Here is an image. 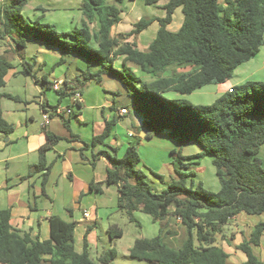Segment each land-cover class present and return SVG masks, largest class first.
<instances>
[{
    "label": "trees",
    "instance_id": "1",
    "mask_svg": "<svg viewBox=\"0 0 264 264\" xmlns=\"http://www.w3.org/2000/svg\"><path fill=\"white\" fill-rule=\"evenodd\" d=\"M220 1L168 0L163 18H142L129 34L120 37L137 36L157 21L156 36L144 52L133 44L121 46L120 39L111 35L112 28L120 22V10L105 0H82L81 27L60 33L54 25L24 18L26 0H7L0 6V40L7 38L23 48L30 33L35 41L59 49L63 56L60 62L74 57L97 67L96 71L89 68L83 71V82H78L77 88L57 91L59 98L81 94L90 82L99 84L104 78L117 81L132 100L130 111L142 121L143 138L164 134L181 144H197L200 152L193 158L212 157L220 186L217 192L205 191L200 184L188 187L186 179L194 174L183 172L189 166L180 162V168L175 169L177 179L155 193L146 182L145 173L137 169L140 158L135 145H128L121 156L114 147H110L112 154L101 150L93 155V162L104 157L108 166L105 182L91 183L89 191L101 193L103 185L116 186L118 209L125 212L130 222H135L134 213L141 210L153 222L164 221L171 215L184 227L185 239L180 248L168 246L161 234L151 239L140 238L128 251L131 259L151 264H227L228 255L216 245V236L241 213L264 215V161L258 157L264 145V83L246 81L207 105L164 96L167 92L188 95L207 85L225 83L236 67L250 61L264 45V0ZM153 2L146 0V4ZM178 8L182 23L177 31L171 32L167 27ZM118 56H124L120 68L114 66ZM126 62L135 64L153 79L137 77ZM23 66L24 73L37 82L33 65L23 61ZM186 66L193 67V73L175 75V79L162 77L170 68ZM12 68L10 61L0 58V89ZM41 81L46 82L44 77ZM3 96L18 100L0 93V99ZM62 120L67 127L68 122L64 117ZM114 126V120L105 121L104 130L93 137L90 147L104 145ZM12 131L13 126L3 119L0 107V133L8 136ZM45 136L42 152L51 150L60 140L48 132ZM171 155L178 160L192 159L180 156L176 150ZM49 170L50 165L41 161L29 174L44 172L43 189ZM10 219L9 210H0V264H111L115 256L109 250L94 260L86 242L82 251L77 252L76 223L58 216L49 217V238L43 241L20 234ZM107 232L111 239L123 235L116 225L109 226ZM263 232L264 220L238 246L246 256L241 264H264L252 251V246L259 245Z\"/></svg>",
    "mask_w": 264,
    "mask_h": 264
},
{
    "label": "crops",
    "instance_id": "2",
    "mask_svg": "<svg viewBox=\"0 0 264 264\" xmlns=\"http://www.w3.org/2000/svg\"><path fill=\"white\" fill-rule=\"evenodd\" d=\"M1 1L0 6L6 0ZM120 1V5L118 4L120 22L112 28L111 35L120 39L121 46L133 44L137 50L144 52L156 36L159 28L157 21H153L137 36L125 39L120 37L129 34L134 29L135 23L140 20V14L137 13L140 5L145 4L155 9L156 14H153L151 19H160L165 16L164 7L168 0H154L151 4H146V0ZM54 2L55 0L51 1L52 8H49L50 11L58 10V6ZM220 3H223V0ZM28 4L29 0H26L23 15L33 21L31 18L33 14H30ZM59 9H64L63 5ZM124 9L133 18L128 17L129 20H126L128 13L126 14L123 11ZM32 10L34 12V9ZM42 10L45 12L47 9ZM179 11L181 12L180 8L175 10L172 21L167 27L171 32L177 31L181 26L182 18L178 16L175 19V15ZM8 40L6 38L3 41L9 42ZM12 44L14 45L12 48L16 57L15 60L11 61L5 57H0L13 64V68L5 76V85L0 89V93L18 99L15 101L6 96L0 99L2 117L13 126V131L8 136L0 133V210H9L12 227L20 234H29L32 240L43 241L49 238L48 219L51 216H58L66 222H74L76 223L74 230L76 251L81 252L83 244L86 242L91 257L93 255L95 259H98L102 254H99L97 245L98 239L95 230L98 224L97 219L105 214L108 202L106 197L114 199L112 206L113 204L117 206L118 193L116 186L105 185L102 186L101 193L89 191L91 183L105 182L108 166L104 157H100L93 162V155L103 149L110 151V147H114L119 149L118 156H121L128 146L129 140L136 139L140 135L141 127L138 130L133 129L132 120L134 119L135 122L140 124L142 121L138 115L130 111L128 105H116L113 94L118 96L119 93L117 94L115 84L110 81L105 83L109 92V94L104 93L105 104L101 100L96 103L88 101V95L83 94L84 89L81 94L76 92L69 97L59 98L57 91L65 87L77 88V83L83 82V71L87 68L96 71L97 67L88 65L84 60L74 57H70L72 58L71 61L67 60L66 57L63 62H60L63 56L59 49L35 41L32 38L26 40L23 48H18L14 43ZM25 58L31 60L27 63L33 65V74L36 76L37 82L29 74L24 73L23 61H25ZM123 61L124 56L116 57L114 66L120 68ZM126 66L143 80L153 79L151 76L143 74L139 67L131 62H126ZM191 69H193L191 66L173 67L168 69L162 77L171 78L173 75L185 74ZM42 77L45 78L46 82L41 81ZM50 78L52 80H49ZM49 82L52 85L58 84L59 90H54L52 85H48ZM90 83L91 86L96 82ZM102 84L103 82L96 83L97 86L101 87ZM223 84L216 85L213 91L207 89L213 85H207L188 95H180L174 92L167 93L171 96L176 95V99L184 98L187 100L196 92L200 93L203 90L204 93L200 94L209 96L208 99H211L210 101L213 103L219 96L237 86L239 82L234 81L232 78L227 87H223ZM8 87L15 89L16 94H13L11 90L7 91ZM85 88L89 89L88 84ZM47 90L53 91L54 95L48 94ZM92 90L89 95H95V97L103 95L96 89ZM20 92L23 94L20 95ZM111 93H113L112 96ZM198 101L205 100L198 98ZM106 105L107 108L104 107ZM112 106L114 107L113 110H111ZM44 107H46L47 112L44 111ZM121 109H126L128 114L121 115ZM37 112L40 115L38 123H36L35 115ZM44 116L49 117L45 125ZM62 117L68 122L67 127L63 124ZM130 117L132 119H129ZM111 120L115 121V126L111 135L105 140L104 145L100 144L91 148L90 143L93 137L102 133L105 121ZM46 132L59 137L60 140L51 150L42 152L40 147L46 143ZM130 133L133 135L132 137L129 136ZM160 136H154L150 139L141 137L139 142L141 144L154 142ZM165 144V148H161L162 151L171 152L174 150V144ZM41 161H44L48 166L50 165L43 189L41 181L44 172L29 174L30 169L39 165ZM166 162L169 161H163L161 165H165ZM172 170L175 172L174 167ZM103 197L104 200H100ZM138 211L142 212L141 210ZM172 211L173 208L170 209V214ZM84 212L88 214L87 218L84 217ZM167 220L164 234L167 237L166 242L171 245L170 243L179 239L180 235L169 229L170 225H167ZM263 220L264 215L247 216L241 213L223 227L222 233L216 236V245L227 253V264H241L246 260L245 254L238 249V246L249 239L254 227ZM82 222H86L85 227L82 226ZM178 224L176 222L174 226L179 227ZM108 227L106 229L107 235ZM229 230L231 231L228 236L227 231ZM252 251L260 261L264 262V232L260 237L259 245L252 246ZM139 262L141 264H151L146 261Z\"/></svg>",
    "mask_w": 264,
    "mask_h": 264
},
{
    "label": "rangeland",
    "instance_id": "3",
    "mask_svg": "<svg viewBox=\"0 0 264 264\" xmlns=\"http://www.w3.org/2000/svg\"><path fill=\"white\" fill-rule=\"evenodd\" d=\"M7 1V0H6ZM5 1V2H6ZM51 1L53 0H29V12L31 15V18L33 20H37L40 23H48L55 26V29L57 32H70L74 28H80L81 27V12H80V5L82 0H55V4L58 10L50 11L49 8H52ZM127 1V0H126ZM120 0H105L106 4H114L118 8V4L120 5ZM2 1L0 0V4ZM127 3V2H126ZM63 5L64 9H59V7ZM122 8V7H120ZM34 9V12L33 10ZM42 9H47L45 12H43ZM52 10V9H51ZM125 12V9L123 10ZM142 11V13H141ZM27 11V13H29ZM127 14V19L130 13L125 12ZM137 13L140 14V19L146 18L151 19L153 18V14H156V10L153 9L150 6L147 5H140L138 7ZM143 14V15H142ZM151 14V15H149ZM24 18L26 17L23 15ZM182 18L181 12L179 11L175 15L176 17ZM133 18V17H132ZM27 19V17H26ZM33 36L32 34L28 33L26 35V39L29 40ZM9 42H5L3 40H0V57H5L8 60L14 61L15 60V54L13 53L14 46L12 41L8 40ZM67 60L71 61L72 58H66ZM26 62L31 61L28 58L24 59ZM193 73V69L186 72L185 74H191ZM180 75V74H177ZM172 79H175L176 76L173 75L171 77ZM233 80L239 82L238 85L241 83H244L246 81L250 80H256L264 83V45L260 48V51L250 61L239 65L235 68L232 77L228 80ZM49 80H52L51 78ZM245 80V81H244ZM110 81L111 83L115 84V91L119 93L118 96H114L113 93H111V96L113 94V97H115L116 105L126 104L130 108L132 106V100L129 98L122 85L117 82L113 81L107 78H104L102 80L103 84L101 86H97L96 83L94 85H91V83H88L89 89L87 90L84 88L83 94L85 96L88 95V101L90 102H97L102 101L103 104H105V94L108 93V87L105 84L106 82ZM101 82V83H102ZM227 82V81H226ZM228 82L223 84V87L228 86ZM241 82V83H240ZM209 86V90L213 91L214 87ZM221 87V86H220ZM92 89H96L100 91L103 95L100 97H95V95H89ZM11 90L13 94H16L15 89H11L10 87L7 88V91ZM206 91V90H204ZM48 94L54 95V92L51 90H47ZM115 92V93H116ZM169 93V92H168ZM164 94V96L176 99V95H168ZM171 93V92H170ZM175 93V92H174ZM200 93H204L203 90ZM199 92H196V94L189 97L187 100L193 104V105H207L211 104L212 101L209 96H204V94H200ZM20 95L23 93L20 92ZM112 97V98H113ZM110 98V95H109ZM198 98L203 99L205 101H198ZM107 108V105L104 106ZM36 123H38L39 120V113L36 114ZM129 119H132L131 117ZM133 129L138 130L141 127V124L139 122H135V120H132ZM125 125L128 126L124 122ZM142 132V129L140 130L139 134ZM138 134V135H139ZM140 135L136 139H130L127 145H135L136 152L140 158L141 163L137 165V169L143 171L146 174V182L148 185L152 188L153 192L160 193L163 190H165L169 183L172 182V180L177 179V176L172 170L174 167L175 169L180 168V162L183 164H187L189 166L188 169L184 170L183 172H192L194 175L190 176L186 179V185L189 187L193 185L194 187L198 184L201 185V187L205 191L209 192H217L219 190V181L215 173V168L212 163V157L205 156L202 158H193L195 155H197L200 152V148L195 143H187V144H181L177 139H170L167 138L164 134L157 138V140H154V142H148L141 144L139 142ZM174 144V150H176L177 153H179L180 156L184 157H190L192 159L189 160H178L176 155H171V152L162 151L161 148H165L166 144ZM105 150V149H103ZM107 151V150H106ZM112 154V151H108ZM258 157L264 161V145L260 148ZM163 161H171L166 162L165 165H161ZM198 163V164H195ZM173 165V166H172ZM160 174V175H159ZM160 176L162 179H157L155 176ZM100 200H104V197ZM107 202V208L105 210V214L101 215L97 219V226L95 228L96 234H97V245H98V251L99 254H103L104 252H107L109 250H113L115 252V256L113 260L111 261V264H141L138 260L131 259L128 256L129 248L133 245L134 241L136 239L140 238H147L151 239L161 234L163 237L164 243H166L168 246H170L173 249H178L182 245L184 239H185V230L184 227L180 224V221L173 216H169L167 219V225H170L169 229H172L175 233H179V239L174 240L171 245H169L166 242V236L164 232L166 231V220L165 221H158L153 222L152 218L143 212L136 211L134 213L135 222H130L128 217L126 216L125 212L118 209V206H115L114 199H108L106 197ZM178 222L179 227H175V223ZM83 227H85L86 222L81 223ZM110 225H116L118 228H120L123 232L122 237L120 238H113L111 239L106 234V229ZM230 231H227V235L229 236ZM173 245V246H172ZM175 246V247H174ZM92 258L96 260L93 255Z\"/></svg>",
    "mask_w": 264,
    "mask_h": 264
},
{
    "label": "built area",
    "instance_id": "4",
    "mask_svg": "<svg viewBox=\"0 0 264 264\" xmlns=\"http://www.w3.org/2000/svg\"><path fill=\"white\" fill-rule=\"evenodd\" d=\"M53 89H54V90H59V86H58V84L53 85ZM228 92H231V89H229ZM77 97H79V95H77ZM120 114H121V115H126V114H128V111H127L126 109H121V110H120ZM43 119H44V125H45V124L48 122L49 117L44 116ZM129 136L132 137L133 135L130 133ZM83 215H84L85 218L88 217V214H87L86 212H84Z\"/></svg>",
    "mask_w": 264,
    "mask_h": 264
},
{
    "label": "water",
    "instance_id": "5",
    "mask_svg": "<svg viewBox=\"0 0 264 264\" xmlns=\"http://www.w3.org/2000/svg\"><path fill=\"white\" fill-rule=\"evenodd\" d=\"M144 135H145V132L142 131V132L140 133V137H144Z\"/></svg>",
    "mask_w": 264,
    "mask_h": 264
}]
</instances>
